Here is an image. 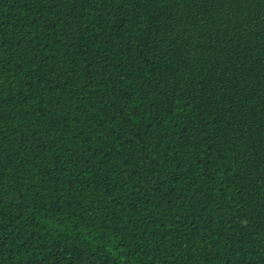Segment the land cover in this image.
Instances as JSON below:
<instances>
[{
  "label": "trees",
  "instance_id": "obj_1",
  "mask_svg": "<svg viewBox=\"0 0 264 264\" xmlns=\"http://www.w3.org/2000/svg\"><path fill=\"white\" fill-rule=\"evenodd\" d=\"M0 264H264V0H0Z\"/></svg>",
  "mask_w": 264,
  "mask_h": 264
}]
</instances>
